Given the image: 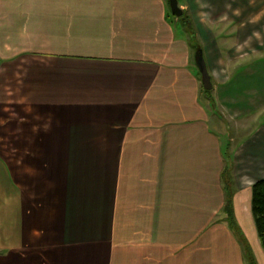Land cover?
<instances>
[{
  "label": "crops",
  "instance_id": "0c3cea01",
  "mask_svg": "<svg viewBox=\"0 0 264 264\" xmlns=\"http://www.w3.org/2000/svg\"><path fill=\"white\" fill-rule=\"evenodd\" d=\"M178 4L193 33L167 0H0V264H264L238 194L264 121L225 150L212 112L220 87L233 108L212 29L263 67L264 0Z\"/></svg>",
  "mask_w": 264,
  "mask_h": 264
},
{
  "label": "rangeland",
  "instance_id": "374dc122",
  "mask_svg": "<svg viewBox=\"0 0 264 264\" xmlns=\"http://www.w3.org/2000/svg\"><path fill=\"white\" fill-rule=\"evenodd\" d=\"M167 13L170 15L169 17H175V15L171 12L168 4ZM178 17L179 16H177V18L175 17V21L177 22L179 21ZM212 30H216V32L221 31L219 36L226 37L227 39L226 44L224 43L222 45L223 42H221L220 44L225 50V56L223 55L224 59L222 60L220 64L221 66H219V68L223 79H227L229 77L228 82L225 83V87L227 86L228 89L231 91L230 94L232 96L231 99H233V108L225 103H221L223 101H226L225 99L229 100L230 97L229 95H226L224 97L222 95V92L218 91H222V87H220L219 89L212 90L214 103V105L212 106V112L222 119L219 129L221 130L224 127L226 131L225 134L223 133V147L225 150H230L231 148L235 147L239 142L244 140V138H246V136L252 130H254L255 127L260 124V122L264 121V66L261 67V63H254V65H251V62H253L254 60L251 61L248 58L245 59L244 56H240V53L248 52L249 48L245 47L244 44L243 47L239 45V50H236L235 45L233 48H230L232 44L229 43L231 41L230 39L232 36H235V34L230 31V28H215ZM240 30L242 31V34L244 31L243 35H247V33L245 32L247 30L246 28H242ZM250 30H253L255 35L261 33V28L259 27L251 28ZM256 44L258 45V43ZM246 56L247 55H245V57ZM27 171L28 169L25 165V180L27 181L29 179L37 180L38 177H43L42 171L35 170L31 173ZM238 176L239 185L242 190L240 193H238L242 201L241 212H243L244 214L246 213L250 216V206L247 205L245 189L250 183V181L253 180V178H251L249 174L243 172L239 173ZM233 190L234 188L232 189V191ZM230 222V227L232 228V231H238V228L234 224V220H231ZM237 226L239 227V225ZM246 229H248L247 226ZM237 237L240 240V236L237 235ZM247 258V262H251L250 264H254V259L252 258V255Z\"/></svg>",
  "mask_w": 264,
  "mask_h": 264
},
{
  "label": "trees",
  "instance_id": "16d2710c",
  "mask_svg": "<svg viewBox=\"0 0 264 264\" xmlns=\"http://www.w3.org/2000/svg\"><path fill=\"white\" fill-rule=\"evenodd\" d=\"M167 4L169 5V0H167ZM178 19L181 25H183L187 29V31L189 30L190 33H193L194 29L190 26L189 16L186 12H182L181 16H179ZM191 45L195 49L200 48V45L198 43L195 44L191 42ZM204 91L208 95L210 90L204 89ZM224 181H227L225 176ZM250 209L259 242L264 250V177L255 180L251 185ZM230 221L231 219H229V224L231 223ZM248 256H250L249 252Z\"/></svg>",
  "mask_w": 264,
  "mask_h": 264
},
{
  "label": "water",
  "instance_id": "95a60500",
  "mask_svg": "<svg viewBox=\"0 0 264 264\" xmlns=\"http://www.w3.org/2000/svg\"><path fill=\"white\" fill-rule=\"evenodd\" d=\"M169 7L171 12L176 16H181L183 10L178 4V0H169ZM195 64L201 74V82L204 89H211V77L207 69V65L200 48L195 51L194 55Z\"/></svg>",
  "mask_w": 264,
  "mask_h": 264
}]
</instances>
